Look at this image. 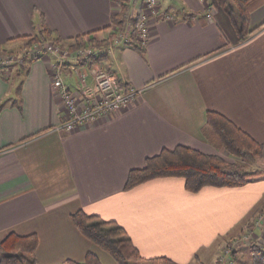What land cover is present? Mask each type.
Instances as JSON below:
<instances>
[{"label": "crops", "instance_id": "0c3cea01", "mask_svg": "<svg viewBox=\"0 0 264 264\" xmlns=\"http://www.w3.org/2000/svg\"><path fill=\"white\" fill-rule=\"evenodd\" d=\"M115 9L114 0H0V47L19 50L38 34L42 18L62 43L107 34ZM160 10L143 52L112 43L98 55L104 57L95 64L119 84L143 92L97 123L60 128L66 117L52 84L53 54L29 60L21 71L0 67V104H6L0 113V242L10 232L37 234L41 264L84 262L88 252L101 259L102 249L71 219L83 210L123 227L146 260L216 264L224 244L255 228L264 213V175L198 193L181 177L125 189L130 172L163 149L184 145L226 155L205 132L208 111L263 144L254 164L264 171V0L252 1L249 29L261 26L243 41L219 0H160ZM63 72L70 89L79 90L78 73L68 64Z\"/></svg>", "mask_w": 264, "mask_h": 264}, {"label": "trees", "instance_id": "16d2710c", "mask_svg": "<svg viewBox=\"0 0 264 264\" xmlns=\"http://www.w3.org/2000/svg\"><path fill=\"white\" fill-rule=\"evenodd\" d=\"M253 0H219L230 17L240 41L264 24L249 29V7ZM125 9L126 4L120 2ZM122 13L113 16V25L122 29ZM135 36V34H133ZM114 36H112L113 38ZM78 37L76 40H82ZM51 40L61 44L46 26L44 19L41 29L33 37L25 38L26 43ZM131 45L143 52V48L134 40ZM5 49L0 47V53ZM103 55L96 56L90 65L99 63ZM40 56L34 58L38 59ZM33 59V60H34ZM0 104V113L5 107ZM206 134L217 139L220 147L243 162L254 163L263 153V144L256 141L246 131L238 127L223 114L208 111L204 127ZM264 175L260 171L247 170L244 165L231 163L218 154H207L198 149L179 145L174 149H163L158 155L147 158L145 166L130 172L125 189H132L149 180L162 177H181L186 189L198 193L207 186L241 187ZM71 219L81 233L109 253L118 264H178L167 257L146 260L141 257L125 229L112 221H105L97 216L78 210ZM39 246L37 234L20 235L10 232L0 242V264H41L36 256ZM252 264H264V250L251 247ZM66 264H103L96 253L88 252L84 262L67 261Z\"/></svg>", "mask_w": 264, "mask_h": 264}, {"label": "built area", "instance_id": "2783aa9c", "mask_svg": "<svg viewBox=\"0 0 264 264\" xmlns=\"http://www.w3.org/2000/svg\"><path fill=\"white\" fill-rule=\"evenodd\" d=\"M114 2L115 14L122 13L123 16L122 29L116 27L112 29L116 32L114 43L131 44L136 40L141 47H146L151 37V23L161 14L160 0H114ZM120 2L126 4L127 7L123 9ZM164 17L168 21L176 19L173 14H166ZM207 17H212V13H207ZM106 51L105 48L99 49L85 45L74 53H70L51 45L45 50L40 49L32 53L31 59L42 57L45 54H53L58 58L51 76L53 87L61 96L65 109L66 119L60 126L61 129L71 132L84 125L97 123L105 117L129 107L142 94V89L119 84L114 75L108 73L98 64L88 65L85 70H78L77 65L71 64L73 61L83 65L88 64L94 57ZM108 51L110 52L111 49ZM5 58L3 63H7L6 60L11 62V58ZM16 61L18 62V60ZM66 64L70 65L71 70L78 73L79 90H72L66 84L63 76V68ZM89 79H91L90 85ZM263 219L264 213L259 216L255 224L256 228L262 226ZM254 232L250 230L245 236L237 237L231 243L226 244L222 249L218 264H235L233 252L241 244L251 243Z\"/></svg>", "mask_w": 264, "mask_h": 264}, {"label": "rangeland", "instance_id": "374dc122", "mask_svg": "<svg viewBox=\"0 0 264 264\" xmlns=\"http://www.w3.org/2000/svg\"><path fill=\"white\" fill-rule=\"evenodd\" d=\"M114 28H115V26L111 27V31H109L107 34L104 33V34H101L98 36H90V38H85V39H82L79 41L75 40L74 42H64V43L58 44L54 41L47 40V41L35 42L32 44L24 43L19 47V50L6 49L5 52L0 53V67L3 70V72H7V73L12 72L13 69H16V68L18 70L20 69L19 71H21L22 70L21 68H24L28 64V61L32 60L30 57H32L33 52L40 50V49L45 50L46 48H48V46H51V45H53L55 48L60 47V49L62 51H69L70 53H74L77 49H79L80 47L85 46V45H87L88 47L99 48V49L108 48V46H105V45H109V44L112 45V43H114V38L116 36V32L112 31V29H114ZM112 36H114V37L112 38ZM86 40H89V41H86ZM5 57L11 58L10 59L11 62H8V60H6L7 63H3V60L6 59ZM15 59L18 60V62ZM21 61H22V63H21ZM64 78H65V75H64ZM74 81H76V76H75ZM220 153H221L220 155L225 160H227L228 162L239 163V164L244 165V167L247 170L260 171L264 174V171L256 170L257 164L249 163V162H243L240 159H237L234 156L230 155L228 152L225 155L223 153V150H220ZM252 164H254V165H252ZM262 224H264V219L262 220ZM257 229L258 228H256V227L253 229H249V230H247V232H245L244 234L241 235L243 237L250 230L255 231L254 232L255 234H253V236L251 238V243H246V244L243 243V244H241V246L238 247V248H240L242 246H245L243 248V251L245 253H241L239 255V257L236 258V252H237L238 248L233 252L235 264H252V255H251V251H250L252 246H257L258 248L264 250V230L261 229L263 232H260L259 229L258 230ZM241 236H239V237H241ZM231 242H232V240L227 242L226 244L231 243ZM226 244H224L223 247ZM249 245H250V247H248ZM223 247H222V249H223ZM222 249H221L220 253L218 254L216 264H218V259L222 253ZM102 252H104L103 253L104 255L101 256V259H102V262L104 264H111V263L117 264L115 259L109 253H107L104 250H102Z\"/></svg>", "mask_w": 264, "mask_h": 264}]
</instances>
